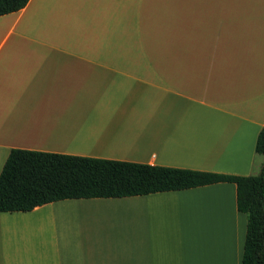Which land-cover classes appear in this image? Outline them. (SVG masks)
Returning <instances> with one entry per match:
<instances>
[{
    "label": "crops",
    "instance_id": "0c3cea01",
    "mask_svg": "<svg viewBox=\"0 0 264 264\" xmlns=\"http://www.w3.org/2000/svg\"><path fill=\"white\" fill-rule=\"evenodd\" d=\"M263 125L264 0H28L0 15V171L23 148L256 174ZM245 232L232 182L61 199L0 211V264H241Z\"/></svg>",
    "mask_w": 264,
    "mask_h": 264
},
{
    "label": "trees",
    "instance_id": "16d2710c",
    "mask_svg": "<svg viewBox=\"0 0 264 264\" xmlns=\"http://www.w3.org/2000/svg\"><path fill=\"white\" fill-rule=\"evenodd\" d=\"M28 0H0V15ZM255 152L256 174L238 175L127 160L11 148L0 171V211H28L69 198L120 197L178 190L214 182L236 186L237 210L246 215L241 264H264V125Z\"/></svg>",
    "mask_w": 264,
    "mask_h": 264
},
{
    "label": "rangeland",
    "instance_id": "374dc122",
    "mask_svg": "<svg viewBox=\"0 0 264 264\" xmlns=\"http://www.w3.org/2000/svg\"><path fill=\"white\" fill-rule=\"evenodd\" d=\"M68 208V207H67ZM69 213V212H68ZM70 216V214H63L62 213V216ZM44 227L41 228V230L43 231V233H45V235L47 236H50L51 235V232L53 233V229L49 228V226H47L46 224H43ZM69 226V225H68ZM70 227V226H69ZM51 229V230H50ZM40 238V237H39ZM42 238V237H41ZM43 239V238H42ZM72 242V241H71ZM88 247L87 246H83V250L86 251ZM74 249H77V250H80V248H78L76 245H73L72 246V250ZM91 254V253H90ZM92 255V258H94L95 254H91ZM119 262H124V261H119ZM116 263V262H115Z\"/></svg>",
    "mask_w": 264,
    "mask_h": 264
}]
</instances>
